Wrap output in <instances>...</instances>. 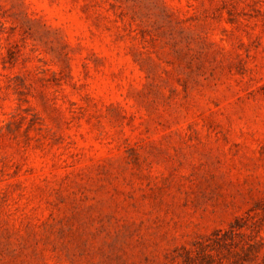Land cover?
<instances>
[{
	"label": "rangeland",
	"instance_id": "1",
	"mask_svg": "<svg viewBox=\"0 0 264 264\" xmlns=\"http://www.w3.org/2000/svg\"><path fill=\"white\" fill-rule=\"evenodd\" d=\"M0 264H264V0H0Z\"/></svg>",
	"mask_w": 264,
	"mask_h": 264
}]
</instances>
